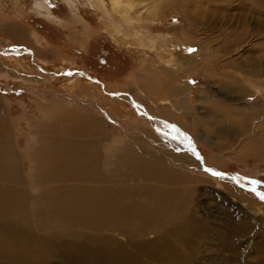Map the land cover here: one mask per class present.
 <instances>
[{
  "label": "rangeland",
  "instance_id": "1",
  "mask_svg": "<svg viewBox=\"0 0 264 264\" xmlns=\"http://www.w3.org/2000/svg\"><path fill=\"white\" fill-rule=\"evenodd\" d=\"M0 102L6 143L25 178L31 161L50 147L58 164L67 161L48 184L61 199L96 185L102 209L130 214L141 204L150 208L154 198L184 192V210L172 219L164 215L169 221L155 223L153 232L145 231L151 223L142 229L136 221L125 232L48 230L36 218L32 237L103 247L131 238L171 243L168 229L192 215L208 232L189 247L173 241L185 264H264V0H0ZM54 103L76 111L84 127L89 118L97 134L33 132L53 124V112H42ZM224 115L231 132L220 138ZM242 150L248 156L239 158ZM181 154L191 170L177 167ZM94 161L104 182L77 183L76 172ZM171 173L179 185L165 180ZM69 175L74 178L64 179ZM39 248L24 253L26 264H67L66 253ZM17 257L12 264L22 262Z\"/></svg>",
  "mask_w": 264,
  "mask_h": 264
},
{
  "label": "bare ground",
  "instance_id": "2",
  "mask_svg": "<svg viewBox=\"0 0 264 264\" xmlns=\"http://www.w3.org/2000/svg\"><path fill=\"white\" fill-rule=\"evenodd\" d=\"M49 112H53L52 115L55 120L53 121V124L49 125L48 123H45L46 125L48 124L47 126L39 124L34 129L30 128L34 130L33 132L44 131V133L48 134L67 133L74 134L75 136L72 135L74 137H94V135L97 134V132H92V128L94 129V127L88 122L89 118L85 117L86 121L88 120L87 122H84L85 127L79 123L82 122V119L80 118L81 116H79V114H77L74 110H72V112L65 111L62 106L54 103L51 111L44 110L42 114L45 116V113L47 114ZM224 116H221V120L219 122L220 127H218L220 130L218 136L220 138L228 137L231 132L230 128L223 125V121L227 119L226 116ZM51 119L53 120L52 117ZM24 120L27 121L26 118ZM68 120L72 121V123L74 122L73 124L71 123L73 126H68L65 124ZM5 123V119L0 117V264H12L13 261L11 262V260L14 258L15 254L18 256L16 261H22L19 264H26L24 257H28V255L24 256V253L29 251L31 252L37 248L40 249L39 247L42 246L43 251L46 252V254L50 252H52L54 255L60 254L61 252L66 253L68 258V261H66L67 264H142L144 262L185 264V260L180 258L182 255L176 249L177 246L175 245V247L173 245V241L179 243V245L184 244L188 245L186 247H189L193 239H202L207 234L208 231L204 233V230H201L202 225L197 226L195 220L193 223V219L191 218L192 215H189L190 217L186 216L182 219L180 218L177 224L173 225L171 229H168L167 233L169 237L171 236V243L164 237H156L153 239V242L144 243L137 242L131 238L128 239L124 244L116 245L115 243L116 246L108 244L106 247H103L101 243L96 244L91 242L94 246L97 245L96 247H92L90 245L91 243L76 244L69 239L67 240L63 237H59L58 235H54V238L50 237L47 239L36 236L32 237L28 232L31 230V225L33 222H35L36 218H39L42 221L43 227L48 230L54 228L56 229V227L62 225H75L95 231H97V229L100 227L103 228L101 229L102 232H104V229L105 231H124L126 227L131 226V222L136 221L140 226H142V229L145 227V225L151 223L149 228L145 227V231L146 233L153 232V229H155V223L169 219V216L164 215L170 214L172 219L174 216L176 217L177 213H179L181 210H184V208L180 206V200H183L181 195H183L184 192L182 189H179V191L176 190L177 193H173L172 195L169 194L168 197L158 199L154 198V200L150 201V208L141 204L140 206L136 207L133 213L130 214H128L126 210H123V208L119 210L121 213L123 212L121 215L118 213V210L115 211V208H113L115 209V212L113 210V212L108 210L107 213L108 208L102 209L103 207H101V204L103 203L96 202L97 200L100 201V199L103 201L105 198L104 196L100 197L96 195L100 189H97V186L94 185V183H96L98 180L99 182H102L104 179L102 176L97 174L99 173L100 169L102 170V168L99 166L100 164L94 161V164L85 168L83 171L76 172L77 174L75 179L77 183L80 181H86L91 183L90 185H94L96 188H89V190L80 191V189L76 187L74 188L77 189L75 193V199L65 200L68 197H63L61 199L59 196L54 195L58 193L59 189L52 185L49 187L48 184H50V182L52 183V181H55L58 178L57 175H59V172L65 171L67 161L62 160V163L58 164L55 160V147H47L48 149L42 151L41 155H37V159H33L31 161V167L29 170L30 177L28 179L25 178L18 169V157L15 148L12 147V144L6 143L9 132L7 133ZM206 127H211V124L207 125ZM243 130L246 131L245 129ZM233 132L234 131H232L230 137L232 136ZM61 143L62 142H60V145ZM256 143L259 144L260 141L256 140ZM261 143L264 145V133L262 134ZM44 148L46 147L44 146ZM87 148L89 147L86 146L85 149H81V152L85 151ZM248 153L249 151L242 150L236 155L248 156ZM79 154L82 155L81 153ZM188 157L189 156L186 154H181L180 158L178 159H180V161L183 160V163L177 165L179 169L187 171L191 170V167L186 164ZM190 159L194 162L192 157H190ZM216 163H219V161L216 160ZM98 168L100 169L98 170ZM85 172H87L88 175H85ZM33 174L34 176L36 175L35 179ZM67 177L68 178L64 179L69 181L74 178L70 175ZM156 178L157 184L158 181H161V179H158V177ZM166 178L167 179L165 180L170 183V186L179 185L181 181V178L174 173H171L169 177ZM189 180L192 179L190 178ZM37 190L40 191L39 194L31 198L28 192H30V194L31 192L36 193ZM126 195L128 196V193H126ZM106 199L111 200V198L109 199L108 197H106ZM115 200L118 201L119 199ZM104 205L105 204H103V206ZM161 206L163 207L161 208ZM111 209L112 208H110V210ZM130 209H132V207ZM137 212L138 214L136 215ZM15 214L18 216L17 221H15L16 219L14 220L12 218ZM125 223H127L126 226ZM199 223L201 224V222ZM129 227L127 229H129ZM104 242L107 243L108 239H105ZM24 247H27V250L24 249ZM32 256L33 255L30 256L31 260L33 259ZM37 259L38 258H36V260ZM140 261H142V263Z\"/></svg>",
  "mask_w": 264,
  "mask_h": 264
},
{
  "label": "crops",
  "instance_id": "3",
  "mask_svg": "<svg viewBox=\"0 0 264 264\" xmlns=\"http://www.w3.org/2000/svg\"><path fill=\"white\" fill-rule=\"evenodd\" d=\"M14 34H12V36H13ZM16 36V35H15ZM17 45H20L19 43H17ZM21 46H24V45H21Z\"/></svg>",
  "mask_w": 264,
  "mask_h": 264
}]
</instances>
